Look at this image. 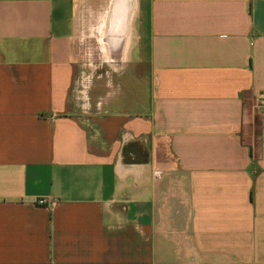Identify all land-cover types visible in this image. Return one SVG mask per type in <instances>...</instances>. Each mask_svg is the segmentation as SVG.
Here are the masks:
<instances>
[{"label":"crops","instance_id":"crops-1","mask_svg":"<svg viewBox=\"0 0 264 264\" xmlns=\"http://www.w3.org/2000/svg\"><path fill=\"white\" fill-rule=\"evenodd\" d=\"M127 2L99 86L80 0H0V264H264V0Z\"/></svg>","mask_w":264,"mask_h":264},{"label":"rangeland","instance_id":"rangeland-1","mask_svg":"<svg viewBox=\"0 0 264 264\" xmlns=\"http://www.w3.org/2000/svg\"><path fill=\"white\" fill-rule=\"evenodd\" d=\"M80 1L73 20L80 70L92 77V84L96 82L97 85L104 86L105 81L114 79L126 68L128 57L126 59L122 56L121 51L127 48L125 53H129L130 47H133L130 29L127 33L128 14L123 13L112 27L117 0H107V10L106 5L102 7L99 0ZM131 5V0H128L127 7L130 8Z\"/></svg>","mask_w":264,"mask_h":264},{"label":"built area","instance_id":"built-area-1","mask_svg":"<svg viewBox=\"0 0 264 264\" xmlns=\"http://www.w3.org/2000/svg\"><path fill=\"white\" fill-rule=\"evenodd\" d=\"M262 110H263V113H264V103L262 104ZM45 202H46L45 199H39V200H38V203H39V204H44Z\"/></svg>","mask_w":264,"mask_h":264},{"label":"trees","instance_id":"trees-1","mask_svg":"<svg viewBox=\"0 0 264 264\" xmlns=\"http://www.w3.org/2000/svg\"><path fill=\"white\" fill-rule=\"evenodd\" d=\"M124 151H126L125 148L123 149V153H124ZM124 160H125L126 162H130V161H131V159H129V158L127 157V155L124 156ZM132 162H135V161H132Z\"/></svg>","mask_w":264,"mask_h":264}]
</instances>
